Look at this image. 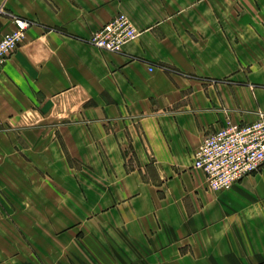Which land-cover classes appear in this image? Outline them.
Returning a JSON list of instances; mask_svg holds the SVG:
<instances>
[{
	"label": "crops",
	"instance_id": "crops-1",
	"mask_svg": "<svg viewBox=\"0 0 264 264\" xmlns=\"http://www.w3.org/2000/svg\"><path fill=\"white\" fill-rule=\"evenodd\" d=\"M119 13L139 36L91 44ZM0 264H264V167L212 190L204 138L264 113V0H0Z\"/></svg>",
	"mask_w": 264,
	"mask_h": 264
},
{
	"label": "built area",
	"instance_id": "built-area-1",
	"mask_svg": "<svg viewBox=\"0 0 264 264\" xmlns=\"http://www.w3.org/2000/svg\"><path fill=\"white\" fill-rule=\"evenodd\" d=\"M27 22L18 18L12 31L0 38V68L18 50ZM139 35L128 16L113 17L92 36L94 46L121 51ZM193 167L204 172L208 186L215 191L229 190L244 177L264 165V113L251 123L227 121L207 135L194 154Z\"/></svg>",
	"mask_w": 264,
	"mask_h": 264
},
{
	"label": "bare ground",
	"instance_id": "bare-ground-1",
	"mask_svg": "<svg viewBox=\"0 0 264 264\" xmlns=\"http://www.w3.org/2000/svg\"><path fill=\"white\" fill-rule=\"evenodd\" d=\"M119 14H120V13H119ZM123 14H125V13H123ZM125 15H126V14H125ZM126 16H127V15H126ZM128 17H129V16H128ZM18 18H21V19H24V20L28 21V22H27L28 25H27V27H26V31H25L24 38L22 39V41H21V43H20V46H21L22 43H23V41H24L25 38H26V34H27L28 29L34 24V22H33L32 20H30V19H27V18H23V17H15V18H14V21H13V22H14V27H15V20L18 19ZM129 19L131 20L130 17H129ZM131 22H132V20H131ZM132 24H133V22H132ZM133 25H134V24H133ZM134 27H135V26H134ZM135 28H136V27H135ZM13 29H14V28H13ZM13 29H12V30H13ZM12 30H11V31H12ZM137 31H138V30H137ZM9 32H10V31H9ZM96 32H97V31H96ZM6 33H8V32H6ZM3 35H4V34H3ZM3 35H2V36H3ZM2 36H1V37H2ZM91 39H92V38H91ZM90 41H91V40H90ZM20 46H19V48H20ZM19 48H18V49H19ZM104 50H106V49H104ZM16 52H17V51H16ZM16 52H15V53H16ZM115 52H118V51H115ZM7 61H8V60H7ZM7 61H6V62H7ZM6 62H5V64H6ZM5 64H4L1 68H3V67L5 66ZM1 68H0V69H1ZM232 187H233V186H232ZM230 189H231V188H230Z\"/></svg>",
	"mask_w": 264,
	"mask_h": 264
},
{
	"label": "rangeland",
	"instance_id": "rangeland-1",
	"mask_svg": "<svg viewBox=\"0 0 264 264\" xmlns=\"http://www.w3.org/2000/svg\"><path fill=\"white\" fill-rule=\"evenodd\" d=\"M140 34V33H139ZM139 36V35H138ZM263 167H264V165L260 168V170H262L263 169ZM259 170V171H260ZM259 171H257V172H259ZM257 172H255V173H257ZM255 173H253V174H255ZM252 175V174H251ZM247 177V176H246ZM245 178V177H244ZM207 181V180H206ZM208 183V182H207Z\"/></svg>",
	"mask_w": 264,
	"mask_h": 264
}]
</instances>
